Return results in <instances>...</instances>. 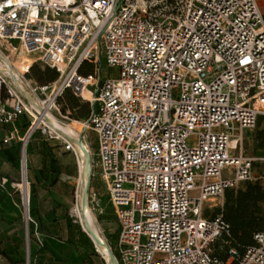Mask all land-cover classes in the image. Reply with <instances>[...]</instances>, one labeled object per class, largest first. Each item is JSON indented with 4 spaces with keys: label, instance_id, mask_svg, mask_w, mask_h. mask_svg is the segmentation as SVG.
<instances>
[{
    "label": "built area",
    "instance_id": "obj_1",
    "mask_svg": "<svg viewBox=\"0 0 264 264\" xmlns=\"http://www.w3.org/2000/svg\"><path fill=\"white\" fill-rule=\"evenodd\" d=\"M85 61L94 64L91 76L78 74ZM36 64L59 79L37 84L29 78ZM67 90L90 103L89 119L63 112ZM262 116L258 0H0V125L29 123L24 136L15 134L28 226L26 152L41 132L74 155L79 174L78 141L100 168L119 227L117 264H264V232L239 260L235 251L227 262L215 258L212 246L230 225L205 215L224 208L227 189L255 179L258 159L244 142ZM54 121L82 129L73 138Z\"/></svg>",
    "mask_w": 264,
    "mask_h": 264
},
{
    "label": "trees",
    "instance_id": "obj_2",
    "mask_svg": "<svg viewBox=\"0 0 264 264\" xmlns=\"http://www.w3.org/2000/svg\"><path fill=\"white\" fill-rule=\"evenodd\" d=\"M94 64L85 61L78 69L80 76H91L94 74ZM29 78L39 85H47L59 79V73L48 67L34 65L29 74ZM62 110L69 113L70 118L76 121L89 119L92 113L90 103L82 101L71 90H67L64 97L60 99ZM96 109V105L94 106ZM264 117H260L256 130L252 133L254 148L256 151H264ZM19 131L24 136L29 128V123L25 117H21L17 124ZM95 149V143L93 144ZM35 153L40 158V169L37 172L38 183L49 189H58L68 185L61 182V176L66 173L68 176L76 177L78 173L77 165L65 166L61 161V155L72 154L64 151L63 146L48 139L41 132H36L27 146V155ZM61 154V155H59ZM258 162L254 163V172L259 169ZM28 171L30 164L28 158ZM21 180V179H20ZM19 180V181H20ZM32 187L31 198L38 201L34 184L29 178ZM75 188H72V199L75 202ZM101 203L108 207L106 213L99 216L101 222H112L115 215L108 203L107 196L102 195L97 187V192ZM53 210L57 214V219L48 224L40 215L39 208L31 211L32 221L29 222V240L36 239V234H49L63 242L67 251L61 261L53 258H46L43 246L39 248L36 257L31 256L30 264H76L70 259L72 255L80 251L79 260L95 264L93 258L102 257L98 254L94 243L90 237L82 230L80 224L75 223V219L70 217L69 207L60 201H51ZM207 217L215 218L219 215L230 225V235L218 239L212 246L213 256L223 262H227L232 251L236 252V260L242 258L247 250L255 245V236L264 232V186L260 179L255 176L252 181L243 183L239 188H230L225 192V203L222 210L215 209L213 212L206 211ZM116 218V217H115ZM111 229V228H109ZM119 235V227L116 233L109 235L112 244V252L117 257L115 242ZM26 240L22 237H9L0 232V258L8 264H27ZM102 261H104L102 259Z\"/></svg>",
    "mask_w": 264,
    "mask_h": 264
},
{
    "label": "crops",
    "instance_id": "obj_3",
    "mask_svg": "<svg viewBox=\"0 0 264 264\" xmlns=\"http://www.w3.org/2000/svg\"><path fill=\"white\" fill-rule=\"evenodd\" d=\"M18 124V123H17ZM13 127L11 125L3 126L0 125V232L9 236H18L26 240L24 235V222H23V212L21 208V199L16 189L23 184L21 183V172H20V161H21V151L22 144L18 140L21 137L18 126ZM16 134V135H15ZM13 135V140L11 144H5L4 140ZM61 155V154H59ZM61 161L65 166L77 165L76 159L73 154L61 155ZM30 171L27 172V179L29 178L34 184V189L38 196V201L32 199L31 209L34 211L37 207L39 208L41 217L48 223H52L57 219V214L53 210L51 201L56 199L61 203L69 207L70 217L73 218V207L74 201L72 199V185L71 181L75 177L68 176L63 173L60 181L67 184V187H59L58 189H49L43 184L38 183L37 172L40 169V158L32 153L29 155ZM78 167V165H77ZM4 180L7 182L4 183ZM20 180V181H19ZM21 183V184H19ZM30 183V182H29ZM30 191L32 187L30 184ZM36 239L32 242L33 246V257H36L41 246L45 249V257L53 258L55 260L61 261L64 254L67 251V247L63 246V242L49 234H36ZM27 242V241H26ZM26 249V247H25ZM80 251L76 252L71 257V261L76 264H88V262H81L79 259ZM0 264H8L6 261L2 260ZM95 264H105L100 258H93Z\"/></svg>",
    "mask_w": 264,
    "mask_h": 264
},
{
    "label": "rangeland",
    "instance_id": "obj_4",
    "mask_svg": "<svg viewBox=\"0 0 264 264\" xmlns=\"http://www.w3.org/2000/svg\"><path fill=\"white\" fill-rule=\"evenodd\" d=\"M261 7H262V11L264 13V0H258ZM103 74H111V75H117L118 71L117 70H107L106 68L103 70ZM90 98V95H89ZM76 121V120H74ZM71 124H73L72 122H70ZM62 126V125H61ZM66 129L67 126H63ZM264 127V125H263ZM70 134L71 137L75 138L77 136L76 131L70 129ZM88 139L90 142H94V133L89 132L88 133ZM244 149H245V154L254 158L258 159V163L259 164V169L257 170V172H254V176L258 177L260 179V181L262 182L263 186H264V151H256L254 148V139L252 137V134H249L248 137L245 139L244 142ZM26 158H27V165H28V155L26 152ZM84 161H82L81 166H84V172H85V159H83ZM95 162H97L96 158H95ZM77 176L71 181L72 185L75 188V202H76V195L77 197L81 195V186L84 183V179L83 176H81V174H79V169ZM101 172H100V168L96 165L92 167V176L89 182V200H90V206L88 205L86 208L85 213L83 212L82 208H81V199H79V204L75 207H73L72 213L74 215V219L78 220L80 219L83 223L84 220L88 223L90 229L92 230V232L94 233L95 236H100L103 241L105 242V244L107 245V243H111L109 235L115 234L116 233V227L118 226V222L116 220V218L114 217V219L112 220V222L108 223V222H101L99 221V216L102 213H106L108 211V207H105L100 200L99 197V193L97 192V187L99 189V192L106 196V188L104 187V184L102 182L101 179ZM21 183H22V176H21ZM19 183V184H21ZM86 183H88V180L86 181ZM17 189V188H16ZM18 190V189H17ZM31 193V191H30ZM93 193L97 194L96 197V201L92 202V197L91 195ZM18 194L20 195V199H21V208H22V212H23V222H24V235L26 237V249H25V253H26V259L27 262L30 263V258L33 255V246L34 243L31 242L29 240V230H28V224H26L25 221V216H26V211H25V205L23 203L22 200V193L20 192V190H18ZM198 193L194 192L192 193V197H197ZM74 202V204H75ZM32 204V202L30 203ZM32 206V205H31ZM32 211V209H31ZM111 228V229H109ZM113 244V243H112ZM100 250L103 252L102 247H100ZM2 261L0 260V263ZM105 262V261H104ZM105 264H107L105 262Z\"/></svg>",
    "mask_w": 264,
    "mask_h": 264
},
{
    "label": "water",
    "instance_id": "obj_5",
    "mask_svg": "<svg viewBox=\"0 0 264 264\" xmlns=\"http://www.w3.org/2000/svg\"><path fill=\"white\" fill-rule=\"evenodd\" d=\"M73 141H76L75 139H72ZM79 145L82 147L84 153H85V172L83 174V179H84V183L81 186V208L83 210V212L85 213L86 208L88 206V191H89V182L92 176V158L91 155L89 154V152L85 149V147L82 145L81 141H78ZM88 180V183H86V181ZM82 230L90 237V239L92 240V242L94 243V245H96V247H100L101 242L100 240L94 235V233L92 232V230L90 229L88 223L84 220V223L80 225ZM107 247L109 249V259L108 260V264H117L116 258L112 252V250L110 249V247L107 244ZM104 256V255H103ZM106 258V257H105Z\"/></svg>",
    "mask_w": 264,
    "mask_h": 264
},
{
    "label": "bare ground",
    "instance_id": "obj_6",
    "mask_svg": "<svg viewBox=\"0 0 264 264\" xmlns=\"http://www.w3.org/2000/svg\"><path fill=\"white\" fill-rule=\"evenodd\" d=\"M87 98H89V94L86 93L85 94ZM54 125L61 129L62 131H64L65 133H67L68 135L70 134V129L74 130V131H80L82 129L81 127V124L80 123H73L71 126H68L66 129L65 127H63V125L61 126V124L58 122V121H54ZM82 164V163H81ZM80 174L81 176H83L84 174V166L82 165L81 168H80ZM18 187V185H17ZM18 189H20V191L22 192L24 198H25V202L27 204L28 200H29V186L28 184L26 183V176H24V182L23 184H21ZM31 201V200H30ZM78 207V206H77ZM29 209H31V204L29 205ZM100 242H101V245L100 247H102V250L103 252L100 250V247H99V250L100 252L107 258L109 259V249L107 247V245L105 244V242L103 241V239L100 237V236H96Z\"/></svg>",
    "mask_w": 264,
    "mask_h": 264
}]
</instances>
